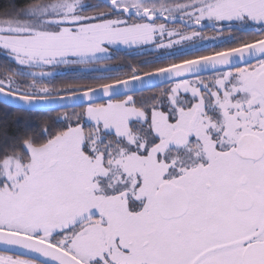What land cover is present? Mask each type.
Returning a JSON list of instances; mask_svg holds the SVG:
<instances>
[{
  "label": "snow or ice",
  "instance_id": "snow-or-ice-1",
  "mask_svg": "<svg viewBox=\"0 0 264 264\" xmlns=\"http://www.w3.org/2000/svg\"><path fill=\"white\" fill-rule=\"evenodd\" d=\"M0 264H264V0H0Z\"/></svg>",
  "mask_w": 264,
  "mask_h": 264
}]
</instances>
